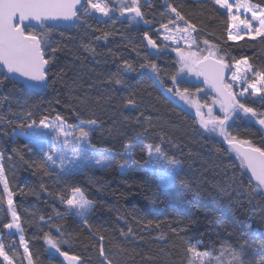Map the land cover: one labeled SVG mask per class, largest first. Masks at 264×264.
I'll return each mask as SVG.
<instances>
[{
	"label": "trees",
	"instance_id": "trees-1",
	"mask_svg": "<svg viewBox=\"0 0 264 264\" xmlns=\"http://www.w3.org/2000/svg\"><path fill=\"white\" fill-rule=\"evenodd\" d=\"M251 2L264 6V0ZM108 3L112 6V0ZM168 5L196 25L193 37L199 56H207L210 46L216 45V57L223 56L229 65L234 58L247 57L255 69L264 71V38L249 40L245 36L238 42L229 41L228 16L213 0H140L148 24L139 19L133 22L116 12L114 20L92 14L74 26L54 27L45 48L46 58L54 56L48 66L47 88L41 92L23 91L14 88L11 79L0 86V164L15 193L33 264H67L48 248L46 232L69 241L61 245L62 250L80 255L84 264H101V243L113 264H189L190 254L181 237L212 257L230 258L226 251L222 255V250L239 247L246 239L242 232L247 226L264 231V191L252 190L255 182L250 185L251 176L241 167L236 153L220 136L201 128L198 118L166 90L172 87L170 76L179 66L175 47L164 39L161 25L184 27ZM172 20L174 24L169 23ZM104 32L110 34L107 40H98ZM145 32L159 50L148 45ZM85 46L94 48L95 53ZM52 48L57 51L52 53ZM125 62L135 71H125ZM150 62L160 68L163 84L149 69L141 68ZM227 69L229 75L234 71V67ZM115 73L126 86L110 82ZM249 78L251 83L252 75ZM179 81L180 87L189 88L202 105L216 100L205 84L186 78ZM245 87L247 84L241 90ZM129 98L136 101V107L126 106ZM241 102L264 112V103L251 95ZM28 112L31 117L26 115ZM57 115L73 126L96 120V130L89 139L97 149H111L116 154L111 164L91 165L66 174L51 166V174H46L40 165L47 161L48 149L29 143L17 131L27 132L28 128L21 126L32 119L54 120ZM230 125L229 131L239 139L264 146V129L253 119H237ZM147 144L160 145L169 158L181 162L171 187L160 188L158 176L146 168L133 165L121 169L131 159H148ZM125 145H131V158L125 153ZM72 187L82 188L95 201L88 215L91 231L79 217L57 216L67 211L60 196L67 198ZM0 197H5L0 201V243L13 264H28L20 233L3 228L11 217L2 184ZM246 253V258H254L253 249H246ZM0 264H6L3 257Z\"/></svg>",
	"mask_w": 264,
	"mask_h": 264
},
{
	"label": "snow or ice",
	"instance_id": "snow-or-ice-1",
	"mask_svg": "<svg viewBox=\"0 0 264 264\" xmlns=\"http://www.w3.org/2000/svg\"><path fill=\"white\" fill-rule=\"evenodd\" d=\"M215 5L226 11L228 16L227 23V39L229 41H241L245 36L249 40H255L257 37L264 38V6L258 3H252L251 0H213ZM170 10L175 14L176 20L183 21L184 27L178 28L179 32L185 33L190 39L191 44H195V38L191 33L196 32L195 24H192L185 19L183 15L172 5H168ZM235 8L236 14L233 9ZM245 13H251L250 18H241L240 10ZM119 12L121 17L128 16L132 21L143 20L145 24L150 21L144 19V13L140 7V0H121L119 7H111L108 0H0V67L5 71L0 72V86H3L5 81L11 79L14 88L23 91H30L35 88H46L48 86L49 68L47 66L53 61L54 56H45V48L49 44L48 36L52 32L55 24L48 22L52 21H75L81 20L84 17L91 16L93 13H99L101 16L108 17L114 20L112 13ZM253 21L256 22L255 26ZM35 22V23H33ZM174 24L175 21H169ZM37 27L41 31H37ZM162 28L168 31V25L162 24ZM110 34L104 32L97 39L107 40ZM165 36L164 39H169ZM144 39L152 48H157L156 42L144 33ZM205 45L209 44L208 40L204 41ZM86 50L95 53L94 48ZM217 46L212 45L208 50L207 56H199L195 52L189 51L187 54L180 49H175L180 57L178 63L181 65L179 70L170 76L172 87H167V92L172 96L178 97L180 100L189 104L196 109V115L199 117V124L206 132L215 133L228 144L229 150L235 152L240 160L241 167L251 173L250 185L255 181L253 191H264V146H255L251 140L239 139L233 135L229 129L231 127L229 121L235 122L237 119H254L262 128H264V112H257L254 107H249L246 103L238 99L237 94L232 91L231 83H224V70L229 67H234L235 71L232 74L233 81L240 80L247 84L240 93L244 96L251 89L252 96H258L260 103H264V71L255 69L247 57L240 59L234 58V63L229 65L224 61V57H216V52L213 51ZM159 50V49H158ZM56 48H52L51 52L55 53ZM141 68L149 69L157 80L163 84L161 78V70L154 62L142 64ZM125 71H135L133 66L127 62L124 65ZM187 70L188 73L194 74L197 77L203 76L205 83H210L211 86L219 93L221 99L218 102L223 116H212L211 108H209V118L205 119L202 108L207 105H201L191 98L189 88L180 87L178 77ZM252 74V82L249 83L248 74ZM239 74V75H238ZM23 78V79H18ZM110 82L118 85H125L119 73L113 74ZM260 85V87H257ZM197 92L201 89L197 88ZM7 99V97H5ZM126 106L136 107V101L132 98L127 99ZM32 116L31 112L26 114ZM98 122L94 119L81 121V126H73L68 124L62 116L57 115L51 122L47 117H44L37 122L31 120L30 124L22 125L28 129L40 128L49 129V132L33 131L27 138L29 143L43 145L49 139L59 145L55 156L50 155L40 168L44 169L46 174L49 167L55 165L57 159L60 162L61 173H71L78 170H83L93 164L99 166H109L115 159L116 154L111 149H97L89 139L91 133L96 130ZM131 145H125V153L128 157H132ZM145 150L148 159L141 161L131 159L127 163L128 167L133 165L146 168L148 171L154 172L159 178V187L167 189L171 187L178 178L180 161L169 156L163 151L160 145L147 144ZM71 157L73 164L72 168L65 166V160ZM3 159L0 154V160ZM125 165H121L123 169ZM0 184L3 185V191L6 196L7 213L11 219L3 224V228L15 230L20 233V244L23 247L24 255L27 257L28 264H33V258L29 249L28 242L23 235L24 227L21 222V216L16 209L14 196L15 193L10 190L8 181L4 175L3 165L0 164ZM5 197H0L3 201ZM61 202L66 205L67 211L61 215H74L81 218L82 222L91 231L88 225V215L95 207V201L88 198L85 191L80 187H72L70 194L65 198L60 196ZM43 220V217H41ZM149 224L152 222L149 221ZM57 232L63 237L59 225L56 226ZM131 231V229H129ZM174 233L179 235L176 229H172ZM124 233H122L123 235ZM246 237L244 242L239 247L227 246L222 250L230 256L229 264H264V231L252 230L251 225L242 232ZM103 241L104 237L99 238ZM186 245V252L190 254L189 264H205L204 258L210 254L198 250L197 244L191 242L190 239L181 237ZM44 241L50 250H54L55 254L63 257V261L67 264H84V259L80 255L70 254L69 251L62 250L61 245L67 244L69 241L53 237L50 233H44ZM246 249L254 250V258H246ZM99 255L102 258L101 264H113V260L105 253L103 244H100ZM0 257L6 264H13L12 258L5 250V245L0 243ZM63 264V262H61Z\"/></svg>",
	"mask_w": 264,
	"mask_h": 264
},
{
	"label": "rangeland",
	"instance_id": "rangeland-1",
	"mask_svg": "<svg viewBox=\"0 0 264 264\" xmlns=\"http://www.w3.org/2000/svg\"><path fill=\"white\" fill-rule=\"evenodd\" d=\"M127 2H130V0H127ZM230 2H232V0H230ZM120 3H121V0H112V6L111 5L110 6L111 7H114V8L115 7H119L120 6ZM222 10H224V9H222ZM233 12H234V14H236L235 8L233 9ZM115 13L116 12L112 13V15H114ZM117 13L119 14V12H117ZM93 14L97 15L98 17H100L102 19H105L106 18L104 16H101L99 13H93ZM239 15L241 16L242 19L243 18H250L251 17V13H245L243 9L240 10ZM133 22H135V21H133ZM253 24L255 26L256 22L253 21ZM178 28H183V27H180L179 25L169 26L168 27V29H169L168 31H166L165 29H163V35H164V37L165 36H169L170 37L169 39H167V41L169 43H171L172 45H174L175 48L173 50H174V52H175V54H176V56L178 58V61H179L180 57L178 56V54L175 51V49H180L185 54H187L189 51L195 52V53H197V51H196L195 44H191V41H190V39L187 38V35L185 33L179 32L177 30ZM191 36L193 37V33H191ZM178 66H179V68L181 67V65L179 63H178ZM234 71H235V68H234ZM233 72L231 73V75H229V73H228L226 83H231L232 84V91L235 92L237 94V96L239 97V99L242 101V100L246 99L249 95H251L250 94L251 93V89L249 88L248 92L245 93L244 96H240L239 93L242 91L241 90V87L245 83L243 81H240V80L233 81V79H232ZM251 75H252L251 73L248 74L249 77ZM182 78H186L188 80H192V81L204 83L207 86L208 89H211L210 85L208 83H205L204 82V77L203 76L197 77L196 75L190 74V73L187 72V70H185V72L182 73L180 77H178V80L179 79H182ZM257 87H260V85H257ZM235 90H237V91H235ZM211 91H212V89H211ZM169 94L172 95L171 93H169ZM172 97L179 104H181L184 108H186L193 115H195L198 118V120H199V117L196 115V109H195V107L190 106L189 104H187L184 101L180 100L178 97H174V96H172ZM252 97L255 100H259V97L258 96H252ZM191 98L193 100H195L196 102H198L199 104H201L199 102V100L195 96H192L191 95ZM219 100L220 99L217 98L214 101H219ZM214 101L212 102L211 105H207V107H204V108L201 109V111L204 114L205 119H208L209 118V108H211V115L212 116H214V117L215 116H218V113L222 114V116H223V112L220 109V104L218 102L214 103ZM48 121L51 122L53 120H48ZM231 122L232 121H229V123H231ZM77 126H81V123L79 125H77ZM33 131H36V132H49L50 130L49 129L33 128V129H29L27 131V133H25V132L22 133V132H19V131H17V133H19V134L21 133V134H23L25 136H27V135L29 136ZM213 134H215V133H213ZM221 138L223 139V137H221ZM39 146H41V145H39ZM41 147H46L48 149V156H50V155L55 156V153L58 150L59 145L58 144H55L53 141H51L49 139ZM64 163H65V166L68 167V168H72V166H73V164L71 162V157L70 156L65 160ZM93 165H95V164H93ZM124 165H125V167L123 169L121 168L122 170H126V169L130 168V167L127 166V164H124ZM97 166H99V165H97ZM101 167H103V166H101ZM180 167H181V162H180V165H179V169H180ZM52 168L54 170H57V171L60 172V162H59L58 159H57L56 164L55 165H52ZM78 171H81V170H78ZM75 172H77V171H75ZM63 174H66V173H63ZM50 251L54 252V250H50ZM204 260H205V264H229L230 258L228 256H224V257H212V256L209 255V256L205 257ZM195 264H198V262H195Z\"/></svg>",
	"mask_w": 264,
	"mask_h": 264
},
{
	"label": "water",
	"instance_id": "water-1",
	"mask_svg": "<svg viewBox=\"0 0 264 264\" xmlns=\"http://www.w3.org/2000/svg\"><path fill=\"white\" fill-rule=\"evenodd\" d=\"M126 17H128L127 16V14H126ZM78 22V20H75V21H63V20H61V21H55V22H52V21H50V22H48V23H50V24H55L56 25V27H60V26H67V27H71V26H74L76 23ZM33 23H35V22H33ZM37 28H39V27H37ZM215 58H217V57H213V59H215ZM48 67V66H47ZM0 69L2 70V71H5L2 67H0ZM223 76H224V83H226V79H227V76H228V70H227V68L224 70V73H223ZM18 79H23V78H19V77H17ZM48 83H49V79H48ZM210 84V83H209ZM210 86H211V84H210ZM47 88V87H46ZM46 88H35V89H32V90H34V91H37V92H41V91H44ZM211 89H212V91H213V93L219 98V99H221V97H220V95H219V93L211 86ZM238 97V96H237ZM238 99H239V97H238ZM228 145V144H227ZM249 173V175L251 176V173L250 172H248ZM254 181V180H253ZM255 182V181H254Z\"/></svg>",
	"mask_w": 264,
	"mask_h": 264
},
{
	"label": "bare ground",
	"instance_id": "bare-ground-1",
	"mask_svg": "<svg viewBox=\"0 0 264 264\" xmlns=\"http://www.w3.org/2000/svg\"><path fill=\"white\" fill-rule=\"evenodd\" d=\"M126 17V16H125ZM227 80V79H226ZM204 84V83H203ZM209 84V83H208ZM210 85V84H209ZM211 87V86H210ZM215 95V94H214ZM216 96V95H215ZM218 97L216 96V99H217ZM219 99V98H218ZM264 129V128H263ZM19 132H22V133H24L23 131H20V130H18ZM25 133H27V132H25ZM20 135H23V134H21L20 133ZM28 136V135H27Z\"/></svg>",
	"mask_w": 264,
	"mask_h": 264
},
{
	"label": "crops",
	"instance_id": "crops-1",
	"mask_svg": "<svg viewBox=\"0 0 264 264\" xmlns=\"http://www.w3.org/2000/svg\"><path fill=\"white\" fill-rule=\"evenodd\" d=\"M29 130V129H28ZM27 137V136H26Z\"/></svg>",
	"mask_w": 264,
	"mask_h": 264
}]
</instances>
